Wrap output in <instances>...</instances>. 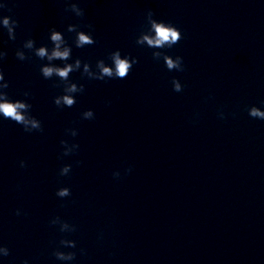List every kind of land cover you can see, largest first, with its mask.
<instances>
[{
    "label": "clouds",
    "instance_id": "1",
    "mask_svg": "<svg viewBox=\"0 0 264 264\" xmlns=\"http://www.w3.org/2000/svg\"><path fill=\"white\" fill-rule=\"evenodd\" d=\"M7 4H0V9L7 8ZM8 11H11L8 8ZM65 11H70L75 14V16L83 18L85 15L84 10L79 7L77 3H68ZM146 20L148 24L147 31H143L136 38L135 43L139 46H147L152 49H164L172 48L174 45L179 43L183 39L181 31L171 24L170 22H165L162 20H157L154 18V12L149 9L146 13ZM0 26H2L7 31V36L9 40L14 41L16 39L15 28L18 27V21L10 16L0 17ZM84 27L88 28L90 31L86 32L79 30L80 26L77 24H69L67 26V32L75 33L73 38V44L76 48H84L85 46H90L97 41L93 38L91 34L94 31V26L92 24H85ZM49 40L52 44L51 49L46 45L37 47L36 42L32 38H28L23 42L21 48H17L15 51V57L20 61L31 60V56L27 55L24 51L27 49L35 57L40 60H46L47 63L40 66V73L45 79H51L53 76L59 79L60 83H54L53 87L63 88V94L57 95L53 98V103L59 109L64 107L71 108L76 104V93H83L85 91V86L83 84H77L72 82L69 77L70 74L76 71H81L82 77H87L89 80H99L104 81L108 79H126L131 72L133 66L139 61L136 57H130L128 55L122 56L119 49L110 52L108 59L111 60V66L105 63L103 59H98L95 63V71L89 62H82L80 58H76L74 62L68 63L72 58V46L69 45L67 40L64 38L62 32L56 30L55 27L49 30ZM153 59L164 61V64L169 71H185V66L183 62V57L177 55L173 58L170 55L165 54L162 51H153ZM7 52L0 51V61L6 59ZM62 61L63 66L54 64L53 61ZM9 81L5 80L3 69L0 68V116L6 120L14 121L23 127L25 132L31 133L33 131L43 132L42 122L38 120L31 114L32 105L27 102V100H12L6 91L9 88ZM173 91L179 93L183 91L184 86L177 78H173L172 81ZM24 97H31L32 93L30 91L23 92ZM108 103H111L110 101ZM264 104V100L260 101ZM248 115L251 118L264 120V110L255 105L246 108ZM198 115V114H197ZM235 115V113H233ZM218 117L220 119H225V114L222 110L218 111ZM81 118L85 120L95 119V114L92 109L85 110L81 113ZM66 134L71 137H76L78 135V130L76 128L65 129ZM60 145L62 147V152L58 156V159H62L65 156L72 155L79 150L78 143H71L72 147L69 148V142L67 140H60ZM82 161H75V164L79 166ZM19 166L21 168H26L27 163L24 160L19 161ZM72 164H64L60 167L58 175L68 176L72 171ZM132 172V167L129 166L125 169V174ZM115 179L121 178V173L119 171H114L112 173ZM55 195L61 199L71 196V190L69 187H60L56 190ZM61 207H64L62 204ZM27 215V213H22L21 209H16L15 215ZM49 226H58V230L61 234H71L77 231V227L74 224H70L68 221L62 219L59 215L52 217L49 220ZM55 247L53 248L51 255L55 257L56 260L62 262H71L76 258L75 251H62V248L75 249L77 243L73 239H68L66 236L61 235L58 242L53 241ZM80 253L82 255L86 254L85 249L81 248ZM10 255V250L7 246L0 245V257H7ZM22 264H29L27 259L22 261Z\"/></svg>",
    "mask_w": 264,
    "mask_h": 264
}]
</instances>
